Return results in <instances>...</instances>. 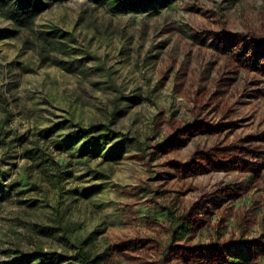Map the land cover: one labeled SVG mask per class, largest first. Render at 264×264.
I'll return each mask as SVG.
<instances>
[{
	"label": "rangeland",
	"instance_id": "rangeland-1",
	"mask_svg": "<svg viewBox=\"0 0 264 264\" xmlns=\"http://www.w3.org/2000/svg\"><path fill=\"white\" fill-rule=\"evenodd\" d=\"M45 2L0 6V264H264V0Z\"/></svg>",
	"mask_w": 264,
	"mask_h": 264
},
{
	"label": "trees",
	"instance_id": "trees-1",
	"mask_svg": "<svg viewBox=\"0 0 264 264\" xmlns=\"http://www.w3.org/2000/svg\"><path fill=\"white\" fill-rule=\"evenodd\" d=\"M94 2L105 4L110 9L117 12L140 13L155 4H164L167 0H93ZM0 6L4 7L6 17L12 21L27 25L31 22L32 16L46 7L45 0H0ZM60 32V31H58ZM130 138H127L119 131H115L105 124H90L88 127H76L69 130L65 135L66 141L81 142V148L92 149L93 151L106 148L110 145L111 153L122 150L121 145ZM32 153L28 152L27 156ZM39 258L58 259L59 254L38 252ZM76 258L86 259L83 253L76 254ZM82 262V261H81ZM238 262H235L237 264Z\"/></svg>",
	"mask_w": 264,
	"mask_h": 264
},
{
	"label": "bare ground",
	"instance_id": "bare-ground-1",
	"mask_svg": "<svg viewBox=\"0 0 264 264\" xmlns=\"http://www.w3.org/2000/svg\"><path fill=\"white\" fill-rule=\"evenodd\" d=\"M243 115H244V114H240V115H238L237 119H238V120H241V119L245 118ZM244 123H246V122H244ZM214 181H216V182H218V181H219V180H218V175H216V177H215V180H214Z\"/></svg>",
	"mask_w": 264,
	"mask_h": 264
}]
</instances>
